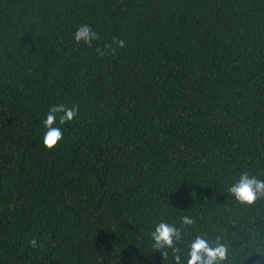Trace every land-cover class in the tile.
Instances as JSON below:
<instances>
[{"label":"trees","instance_id":"obj_1","mask_svg":"<svg viewBox=\"0 0 264 264\" xmlns=\"http://www.w3.org/2000/svg\"><path fill=\"white\" fill-rule=\"evenodd\" d=\"M56 104L79 114L50 151ZM243 171L264 179V0H0V264H173L150 231L182 215L240 264L264 243Z\"/></svg>","mask_w":264,"mask_h":264},{"label":"clouds","instance_id":"obj_2","mask_svg":"<svg viewBox=\"0 0 264 264\" xmlns=\"http://www.w3.org/2000/svg\"><path fill=\"white\" fill-rule=\"evenodd\" d=\"M101 39L100 34L88 24H82L74 33L77 44H84L94 48L98 56L114 55L117 49H123L126 41L119 37H113L109 42L97 47L96 42ZM79 114V105L71 107L64 104H56L49 108L46 119L43 121L45 134L43 144L50 151L59 146L63 140V131L60 125L73 121ZM227 194H231L235 201L241 205H253L259 199L264 198V179L243 171L232 183ZM197 225L196 219L190 215H182L179 224L160 219L150 231L152 252L159 251L165 261L169 253L173 258V264H231L234 250L230 252L228 243L222 235L208 236L193 233ZM32 247H38L36 239L30 241ZM255 255L254 264H264V243L256 242V247L251 248L244 261Z\"/></svg>","mask_w":264,"mask_h":264}]
</instances>
